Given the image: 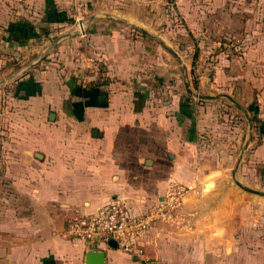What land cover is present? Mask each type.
Listing matches in <instances>:
<instances>
[{
	"label": "crops",
	"instance_id": "0c3cea01",
	"mask_svg": "<svg viewBox=\"0 0 264 264\" xmlns=\"http://www.w3.org/2000/svg\"><path fill=\"white\" fill-rule=\"evenodd\" d=\"M84 1L0 0V26L6 25L0 34L10 35L13 19L30 16L39 22L34 34L40 37L44 26L78 19L61 9ZM120 35L110 30L96 37L108 69L103 83L64 87L56 62L24 79V112L35 121L21 123L19 139L4 143L14 152L3 157L10 194L0 196V264H84L91 249L67 237L70 221L96 214L115 199L140 215L162 202L174 184L191 190L141 236L142 254L111 245L99 250L104 264H264V239L235 235L236 226L248 223L236 225L235 206L228 204L235 194V144L212 150L202 141L211 125L208 113L195 103L188 107L185 92L176 95L167 86L158 98L136 93L130 77L136 61L124 55ZM259 58L264 61L263 51ZM260 75L253 86L264 138V69ZM64 88L67 107H59ZM246 143L250 135L242 141L239 168ZM257 152L264 164L263 143Z\"/></svg>",
	"mask_w": 264,
	"mask_h": 264
},
{
	"label": "rangeland",
	"instance_id": "374dc122",
	"mask_svg": "<svg viewBox=\"0 0 264 264\" xmlns=\"http://www.w3.org/2000/svg\"><path fill=\"white\" fill-rule=\"evenodd\" d=\"M71 7L61 10L78 19L44 26L40 37L34 34L39 22L30 16L23 21L13 19L10 35L0 34V196L10 194L3 157L14 152L4 143L19 139L21 123L35 121L24 112V79L56 62L64 87L66 82L80 88L105 82L108 69L96 37L110 34V30L121 32L116 39L122 43L124 55L129 52L136 61L130 76L137 84L136 93L158 98L160 89L167 86L176 95L185 92L188 107L195 103L208 113L206 120L211 125L202 141L212 145V150L235 144L234 179L264 193V164L258 161L257 152L264 138L259 135L260 103L254 88L264 69V61L259 60L260 51L264 52V0H85ZM79 24L83 26L81 35L62 40L41 61L28 65L57 36L79 29ZM5 27L1 25L0 32ZM163 60L170 66L162 65ZM66 92L64 88L57 106L67 107ZM227 96L248 110L250 129ZM249 135L250 144L244 147L246 156L239 168L242 141ZM239 171L244 172L242 177ZM230 185L235 194L228 197V204L235 206L236 225L248 221L236 226L235 235L259 242L264 239V197L242 191L233 180Z\"/></svg>",
	"mask_w": 264,
	"mask_h": 264
},
{
	"label": "built area",
	"instance_id": "2783aa9c",
	"mask_svg": "<svg viewBox=\"0 0 264 264\" xmlns=\"http://www.w3.org/2000/svg\"><path fill=\"white\" fill-rule=\"evenodd\" d=\"M189 190L191 187L172 185L162 202L140 215H131L124 203L115 199L96 214L70 221L66 235L86 243L94 251L113 245L127 254L141 255L138 248L141 236L155 221L180 207Z\"/></svg>",
	"mask_w": 264,
	"mask_h": 264
},
{
	"label": "water",
	"instance_id": "95a60500",
	"mask_svg": "<svg viewBox=\"0 0 264 264\" xmlns=\"http://www.w3.org/2000/svg\"><path fill=\"white\" fill-rule=\"evenodd\" d=\"M83 33V26L82 24H79V29H76L75 31L69 32V33H63L59 36H57L41 53L40 55H38V57L36 59H34L31 63H29L28 65H32L33 63L39 62L41 61L48 53H50L54 47H56V45H58L62 40L69 38V37H73V36H77V35H81ZM199 98H212V97H204L202 95H197ZM218 97V96H215ZM229 100L232 101V103L243 113L244 115V119L247 122V126L250 129L251 128V119L248 115V112L246 109H244L243 107H241L240 105H238L233 99H231L230 97H226ZM234 184L237 185L242 191L246 192V193H250V194H254L257 196H262L264 197V193L256 191V190H252L248 187L243 186L242 184H240L238 181H236L234 179ZM114 247V246H113ZM105 261V254L101 251H94V250H89L86 253V257H85V263L84 264H104Z\"/></svg>",
	"mask_w": 264,
	"mask_h": 264
}]
</instances>
